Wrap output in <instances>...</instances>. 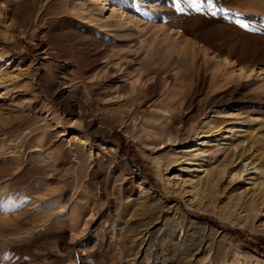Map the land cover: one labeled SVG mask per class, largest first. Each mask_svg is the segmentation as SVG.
Listing matches in <instances>:
<instances>
[{"label": "rangeland", "instance_id": "obj_1", "mask_svg": "<svg viewBox=\"0 0 264 264\" xmlns=\"http://www.w3.org/2000/svg\"><path fill=\"white\" fill-rule=\"evenodd\" d=\"M213 3L0 0V264H264V0Z\"/></svg>", "mask_w": 264, "mask_h": 264}, {"label": "snow or ice", "instance_id": "obj_2", "mask_svg": "<svg viewBox=\"0 0 264 264\" xmlns=\"http://www.w3.org/2000/svg\"><path fill=\"white\" fill-rule=\"evenodd\" d=\"M173 6L177 12L184 13L186 9H192L196 12H201L205 7L209 10L215 7L213 0H172ZM213 16L216 13L213 11L211 13ZM240 24V21H236ZM241 27L247 28V24H241Z\"/></svg>", "mask_w": 264, "mask_h": 264}, {"label": "bare ground", "instance_id": "obj_3", "mask_svg": "<svg viewBox=\"0 0 264 264\" xmlns=\"http://www.w3.org/2000/svg\"><path fill=\"white\" fill-rule=\"evenodd\" d=\"M190 151H194L193 149H190L189 151L187 152H190ZM240 159H242V156L240 155L239 157ZM241 161V160H240ZM247 170V168L245 166H243V169H242V173L245 172Z\"/></svg>", "mask_w": 264, "mask_h": 264}]
</instances>
